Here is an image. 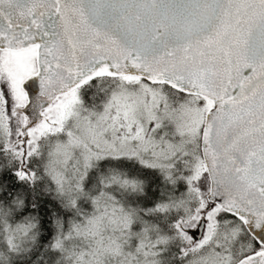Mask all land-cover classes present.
I'll return each mask as SVG.
<instances>
[{
    "label": "snow or ice",
    "instance_id": "snow-or-ice-1",
    "mask_svg": "<svg viewBox=\"0 0 264 264\" xmlns=\"http://www.w3.org/2000/svg\"><path fill=\"white\" fill-rule=\"evenodd\" d=\"M0 264H264V0H0Z\"/></svg>",
    "mask_w": 264,
    "mask_h": 264
}]
</instances>
